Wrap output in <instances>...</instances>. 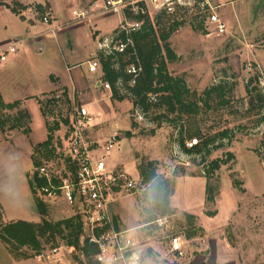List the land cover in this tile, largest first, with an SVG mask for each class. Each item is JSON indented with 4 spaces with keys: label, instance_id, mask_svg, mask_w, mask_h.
Wrapping results in <instances>:
<instances>
[{
    "label": "rangeland",
    "instance_id": "rangeland-1",
    "mask_svg": "<svg viewBox=\"0 0 264 264\" xmlns=\"http://www.w3.org/2000/svg\"><path fill=\"white\" fill-rule=\"evenodd\" d=\"M20 1L0 0L6 5L2 6L4 13L0 16V43L13 44L22 34L21 28L25 24L12 11H7V6H17ZM196 1V4L191 1V6H182L175 14L185 25L174 34V47L169 42L172 49L179 51L180 58L169 62L168 68L173 77L182 79L190 89L193 94L190 102L197 103L198 114H168L166 108L160 106L149 116L142 115L140 120L131 98L116 106L102 96L99 102L87 106L94 120L91 127H98L94 131L96 135L107 127L113 131L119 130L121 139L108 163L113 167L115 159L119 161L123 158L130 163L132 171L135 169L139 172L136 178L129 176L138 183L136 194L120 198L114 204L122 206L128 214L137 216L138 210L145 223L147 216L143 211L156 204L153 184L146 185L139 171L150 162L157 163L160 177L174 181L173 191L177 185L179 202L193 204L195 211H201L208 185L215 198L214 203H206L202 216L196 217L195 226L186 219L187 213H178L171 208L174 214L162 218L160 209L155 210L153 215L157 220L137 231L142 264H264V0H228L222 3L221 8L211 0L226 25L223 35L206 28V16L198 5L202 0ZM36 6L28 5V8L36 9ZM147 9L152 19L158 16L149 5ZM46 11L52 12L49 8ZM102 17L93 22L97 21V27L109 36L120 26L121 17L125 19L122 11L119 15L106 11ZM38 19L41 22V17ZM38 28L42 29L43 26ZM88 32H91L90 27L79 28L68 35L70 39L80 37L73 49L65 36V53L72 54L76 59L86 56ZM13 55L10 54L8 61L0 64V67L11 66ZM218 86L226 88L228 104L220 105L219 98L214 94L206 105L205 92ZM130 103L131 107L128 108ZM73 104L80 105L71 101L66 103L65 111L55 113V120L62 121ZM115 123L120 128L115 127ZM134 123L136 128H133ZM66 131L62 124L56 133L59 148H64L67 143ZM128 132H131L130 137L127 136ZM223 133H227L228 137L218 138V142L208 148L209 153L189 154L179 143L181 136H184L186 148L191 149L190 143L196 147L199 144L194 141L201 143ZM190 135L199 137L190 138ZM2 146L0 143V167L5 161L1 155ZM216 160L228 163L214 173L208 182L205 173ZM8 165L13 168L21 166L15 155L9 157ZM34 172L35 167L31 179ZM198 176L205 178L204 187L196 184L195 177ZM17 184L19 187V182ZM33 198L32 187L22 189L20 195L18 191L15 197L9 195L4 201L5 219L41 221ZM47 207L49 220L53 223L74 216V211L64 203L47 204ZM207 213L216 215L209 217ZM3 223V219H0V226ZM193 232L197 237L188 240L187 235ZM174 237H180L184 243L185 256L180 260L171 254V240ZM42 242L46 245L44 240ZM83 261L87 264L85 259ZM0 264L35 263L30 258L26 259L22 252L19 255L12 253L0 239Z\"/></svg>",
    "mask_w": 264,
    "mask_h": 264
},
{
    "label": "built area",
    "instance_id": "built-area-1",
    "mask_svg": "<svg viewBox=\"0 0 264 264\" xmlns=\"http://www.w3.org/2000/svg\"><path fill=\"white\" fill-rule=\"evenodd\" d=\"M191 1L196 0H104V10L121 11L127 14L120 23L117 32L112 36L102 39L98 43V50L103 51L106 56L115 52L124 53L132 44L130 38L126 42L119 39L122 33L129 35L131 32L141 28L142 23L135 21V17H150L147 5L157 14L166 12L175 15L182 6H191ZM240 1V0H234ZM202 13L206 16V28L214 30L215 33L223 35L226 33V25L216 12L211 0H202L199 4ZM36 17H41V22L51 26L52 14L45 11L41 14L33 9ZM79 20L88 17L87 11L73 12ZM152 19V17H150ZM0 53V64L7 61L10 54L17 53L22 49L17 41L7 45ZM90 73H96L101 69L100 61L95 54L87 63ZM249 70L251 67L249 66ZM141 68L129 66L128 73L137 76ZM100 87L111 91L107 83L99 81ZM135 84V78L129 83ZM124 94V90H121ZM157 95H150V101L157 102ZM67 98L64 93H58L47 98V120L54 121L55 113L65 111ZM138 116L142 120L139 110ZM62 119H68L66 128V145L60 147V141L56 137L53 143L54 157L40 158L41 165L35 169L31 179V187L36 198L44 204L64 203L72 211L74 216H80L83 223V231L80 236V248L86 245L95 249V264H142L140 255V243L131 237L128 232L119 231L115 228L110 215V207L116 200L135 195L137 181L131 179L121 169H110L108 160L113 151L118 148L121 139L119 130L110 134L107 140L96 142L90 137L91 123L87 107L73 104L68 110V115ZM136 121V120H135ZM197 144V141H194ZM190 143V147H193ZM36 176V177H35ZM73 247L67 245H56L43 247L30 258L35 264H81ZM171 254L183 258L185 256L184 243L180 237L171 240Z\"/></svg>",
    "mask_w": 264,
    "mask_h": 264
},
{
    "label": "trees",
    "instance_id": "trees-1",
    "mask_svg": "<svg viewBox=\"0 0 264 264\" xmlns=\"http://www.w3.org/2000/svg\"><path fill=\"white\" fill-rule=\"evenodd\" d=\"M2 6L6 5L0 2V8ZM7 7L14 14L21 16L22 13L17 9V6ZM36 9L41 14L45 12V8L42 6H36ZM125 16L127 17V14ZM135 21L142 23L141 28L131 32L129 35L122 33L119 37L123 42H126L127 38H130L132 41V44L127 47L124 53L115 52L112 55L106 56L103 51L98 50L97 52L101 65L100 70L103 74L102 82L110 85L112 98L119 102L125 101L128 97L131 98L134 109L136 111L139 110L144 117L149 116L155 108H160V106L165 107L168 114L179 113L181 116H194L198 114L199 108L197 103L190 102V98L193 95L190 89H188L182 79L173 77L168 68L169 62L177 60V55L169 42L172 36L185 25V22H180L175 15H168L166 12L158 14L154 19L137 16L135 17ZM200 30H202V26H200ZM116 32L117 30L114 33ZM129 66L139 67L141 68V72L134 77V75L128 73ZM134 78L135 84L130 86L129 83ZM121 90H124L125 93L122 94ZM214 94L219 98L220 105L225 106L228 104V101H226V88L218 86L205 92L206 99H204V103L206 105H208L207 101ZM150 95H157V102H151ZM69 102L67 98V104ZM41 104L43 114L47 117V98L41 101ZM22 105V101L10 104L5 103L0 92L1 133L7 134L15 130H22L25 135H30L31 116L26 110L22 109ZM52 122L47 120V140L38 144L33 149L32 158L35 169L41 165V157L48 160L54 157V153L56 152V149L53 147L55 133L60 131L62 124L67 125L69 120H54ZM136 126L134 123L133 128H136ZM127 136L130 137L131 132H128ZM197 137L199 136L190 135V138ZM221 137L225 139L228 137V134L223 133L218 137L202 140L201 143H197L199 145L193 146L191 149L186 148L184 136H181L182 139L179 143L182 149L189 154L209 153L208 148L214 146L218 142V138ZM230 157L233 158L231 155ZM227 163L228 161L223 160L213 161L205 173L208 182L211 180L212 175L219 171L222 166L227 165ZM156 166L157 163L150 162L139 169L145 184H153L152 188L157 200L151 209L143 211L147 216L145 224L154 223L157 220L153 215L155 210L160 209L162 218H167L174 214L173 209H171L174 181L160 177L157 174ZM237 188L239 187L237 186ZM206 195L207 203L215 202L209 185L206 189ZM36 204L41 216L39 223L17 221L1 224L0 239L11 249V252L17 255L22 252L23 256L29 259L43 247L49 244H51L49 246H56L63 242L65 245L73 247L77 253H80L76 258L81 264H85L84 259L87 261V264H95V249L87 245L83 249L80 248L79 239L83 231V223L80 216H73L58 223H53L49 220L47 205L38 198H36ZM207 215L213 217L216 213H207ZM0 219H3L1 210ZM186 219L189 220L192 226L196 225L195 216L186 215ZM196 237L197 234L195 232L187 235L188 240ZM43 240L46 242V245L43 244Z\"/></svg>",
    "mask_w": 264,
    "mask_h": 264
},
{
    "label": "crops",
    "instance_id": "crops-1",
    "mask_svg": "<svg viewBox=\"0 0 264 264\" xmlns=\"http://www.w3.org/2000/svg\"><path fill=\"white\" fill-rule=\"evenodd\" d=\"M212 1H215L221 8L222 3L228 0ZM20 3L22 5L18 6ZM20 3L17 5V9L22 14L21 16H16L25 25L21 28L22 34L17 36L16 41L22 46V49L14 53V55L12 54L11 66L0 67V92L4 102L7 104L22 101V109L29 113L32 122L29 136L25 135L22 130H15L7 134L0 132V143L3 145L1 155L5 159L4 165L0 167V206L3 211L4 223L23 221L15 218L5 219L4 201L9 195L15 197L18 191L20 195L22 189L26 190V188L29 189L31 187L30 180L34 167L33 149L48 138L47 117L43 114L41 101L48 98V96L51 97L65 92V97L71 103H78L84 107L99 102V98L102 96L110 99L116 106L126 102L114 100L111 91L100 87L98 82L102 81L103 76L101 70L96 73H90L88 70L87 63L97 53L98 43L102 39L110 37L109 34L103 33L97 27V21L93 22L94 19L103 18L102 15L106 12L103 8L104 0H60V2L58 0H21ZM28 5L42 6L45 11L47 8L51 9L53 17L51 26L45 27L46 25L39 21L38 17L33 14V9L28 8ZM81 10L87 11L88 14V17L84 20H79L73 15V12ZM7 11L11 10L7 9ZM2 13H4L3 7L0 8V16ZM121 18L120 23L123 21V17ZM38 26H43V28L39 29ZM86 27L91 29V32L87 34L89 40L87 55L76 59L72 54H66L63 50L64 37L67 36V43L73 49L74 44L80 41V37L75 36L70 39L68 35L79 30V28ZM173 40L174 35L170 40L172 47H174ZM7 45L0 43V53L6 49ZM173 51L177 58H180L179 51L177 49H173ZM43 54H46V56ZM128 105V108L131 107V103ZM116 126L120 128L118 123H115ZM95 128L98 127H92L90 137L96 142L107 140L110 134L114 132L112 128L107 127L98 132L97 136L94 133ZM118 151L120 153L121 148ZM13 155L20 161L21 166L18 168L8 165L9 157ZM114 163L115 166L113 167L108 163L110 169L121 168L132 178L139 176V172L135 171V169L134 172L129 168L130 163L125 159L120 158L119 161L115 159ZM132 165L134 168V163ZM195 178L196 184L202 187L205 178L200 176ZM33 202L37 209L36 198H33ZM206 203L205 194V202L201 205V211L199 212L195 211L196 207L193 204L179 202L177 185L171 197V207L173 209L177 210L178 213L184 212L197 218L202 216ZM114 204L110 207V215L115 228L119 231L128 232L131 237L138 240L137 231L152 223L145 224L142 222V216L138 210L137 216L130 215L122 206ZM174 257L178 259V257ZM144 264L150 263L145 262Z\"/></svg>",
    "mask_w": 264,
    "mask_h": 264
}]
</instances>
